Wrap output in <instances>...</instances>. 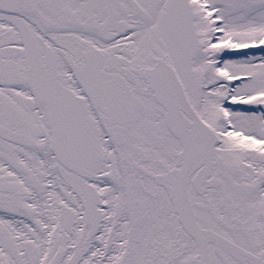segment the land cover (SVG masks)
<instances>
[{
    "label": "snow or ice",
    "instance_id": "snow-or-ice-1",
    "mask_svg": "<svg viewBox=\"0 0 264 264\" xmlns=\"http://www.w3.org/2000/svg\"><path fill=\"white\" fill-rule=\"evenodd\" d=\"M0 264H264V0H0Z\"/></svg>",
    "mask_w": 264,
    "mask_h": 264
}]
</instances>
